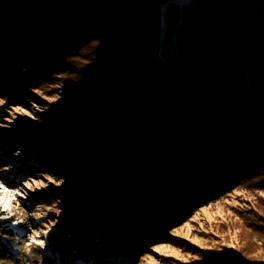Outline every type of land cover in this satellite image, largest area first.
Here are the masks:
<instances>
[{
	"label": "trees",
	"instance_id": "1",
	"mask_svg": "<svg viewBox=\"0 0 264 264\" xmlns=\"http://www.w3.org/2000/svg\"><path fill=\"white\" fill-rule=\"evenodd\" d=\"M173 1L0 0V51L3 45L8 47L10 59L6 73H17L20 77L19 80H8L1 91L9 94L8 101L15 103L20 97L26 100L32 87L40 89L59 70L56 67L61 54L66 55L76 47H86L83 55L92 61L88 63H98L109 71L107 77L98 80L100 86L90 91L82 88V91L88 94L100 93L102 89L107 91L104 99L113 107L136 100L151 101L147 116L139 124L138 134L130 130L131 125L138 123L133 115H124L114 134L108 132L118 154L109 159L107 171H121L120 159L125 161L134 150L139 183L142 189H147L148 184L156 191L153 199L159 201L150 205L159 208L162 216L144 212L139 217L137 213L122 211L116 204V217L112 219V203L85 197L72 205V212L78 211L79 217L84 216L82 211L87 215L88 229L99 230L100 242L106 246L113 239L118 245L128 242L131 251L137 254L152 240L156 243L165 241V230L173 227L172 221L168 222V227L163 224L165 215L171 214L172 218L177 216L176 219L183 221L197 203L206 201L211 195L214 198L226 193L239 181L250 189L264 190V44L255 11L256 8L264 10V0H193L183 6ZM166 4L168 23L161 40L160 14ZM69 6L72 9L69 10ZM67 24L68 27L61 28ZM34 30L44 36L39 40L34 37L37 40L31 44ZM9 35L12 40L8 39ZM42 44H46L49 54L39 53L38 47ZM25 65H29L30 72L22 78L23 71L19 72V69ZM89 75L94 78L93 74ZM209 78H217L222 83L230 81L226 85L228 102L220 100L219 104L209 100L201 89L204 87L202 80ZM16 81L19 85H14ZM141 105L142 110L147 108L145 104ZM227 107H231V112L235 110L237 115L229 113ZM40 128L30 130L21 139L34 143L41 140L42 134L47 143L57 137L52 135L51 126L45 127L44 131ZM86 128L79 125L76 130L82 133ZM108 129L106 126L100 128L105 135ZM159 137L167 141L163 159L148 172L147 168L139 170L142 164L148 167L153 163ZM64 144L66 150L62 149ZM54 147L66 155V174L72 171L77 175L84 173V169H91L89 162L94 159L91 153L87 154L89 147L79 158L74 156L75 147L65 141L57 142ZM226 164L230 165L228 172L224 167ZM85 179L96 186L100 183L95 172ZM127 189L135 199L142 198V194L128 184L117 189L118 203ZM94 190L93 194L99 198L100 192ZM59 203L56 202V206ZM68 209L67 206L66 211ZM259 220L261 218L253 214L249 223ZM70 221L72 223V219ZM11 222V219H0L1 247L5 240L16 237L9 226ZM151 222L159 227L150 226ZM87 228L78 233L80 238H86L81 241V247L91 242V237L86 235ZM256 228L264 234L263 222ZM135 229L137 232L132 234ZM81 247L66 243L56 246L66 254H79L75 257H81ZM32 249L40 252L38 246ZM39 256L42 259L39 264H54L53 257L43 252ZM205 264H264V258L252 260L240 253L224 254L212 256Z\"/></svg>",
	"mask_w": 264,
	"mask_h": 264
},
{
	"label": "rangeland",
	"instance_id": "2",
	"mask_svg": "<svg viewBox=\"0 0 264 264\" xmlns=\"http://www.w3.org/2000/svg\"><path fill=\"white\" fill-rule=\"evenodd\" d=\"M191 1L193 0H174L172 3L183 6ZM167 5L163 6L160 14L161 40L165 36L168 23ZM68 9H72V6ZM255 11L264 44V10L256 8ZM68 26L67 24L61 28ZM73 28L77 31V28L74 26ZM177 30L176 27L175 36ZM42 36H44L42 33L34 30L29 42L35 43ZM8 39L12 40V35H9ZM85 49L86 47H76L66 55L61 54L56 75L50 76L40 89L32 87L25 101L20 97V101L15 103L8 101L6 97H9V94L5 95L1 91L6 88L5 84L8 80H19L20 77L17 73H6L10 59L8 47L3 45L0 51V101H3L0 103V219H11L13 222L9 226L16 234L14 239L3 242L4 247L0 244L2 249L0 264H39L42 260L39 256L40 252L53 257L54 264H205L212 256L236 253L248 259L262 260L264 234L260 233L256 226L264 223V190L250 189L240 181L226 193L214 198L211 195L206 201L197 203L183 221L176 219L177 216L172 218L171 214L165 215L163 224L168 227V222L172 221L173 225L165 230V241L156 243L152 240V243L144 245L140 254L131 251L128 242L118 245L116 239L106 246L104 242H100L99 230L86 227L89 224V221L86 222L87 215L82 211L84 216L79 217L78 211L72 212V205H76L85 197L93 201L101 200L109 205L112 203L113 209L110 211L112 219L116 217V204H119L122 211L129 214L137 213L139 217L144 212L162 216L159 208L156 209V206L152 208L150 205L159 201L153 199L156 191L148 184H146L147 189L143 188V190L139 183L134 150L129 153L125 161L120 159L121 171H107L109 159L117 157L118 154L111 138L108 137V132L114 134L122 123L124 115H133L138 123L131 125L130 130L138 134L139 124L147 116L151 101L136 100L125 106L113 107L104 99L107 91L102 89L100 93L93 94L82 91V88L90 91L100 86L98 80L109 75L107 67H102L98 63H88L92 61L83 55ZM38 51L40 54L43 52L49 54L46 44L39 45ZM78 52L81 54L78 55ZM27 66L29 65L19 69V72L23 71V75H20L22 78L30 72ZM89 74H93L94 78H89ZM3 76L9 79H4ZM216 79L202 80L204 85L202 91L212 102L217 101L219 104L220 100L228 102L226 85H229L230 81L226 80L222 83ZM29 97L33 98L29 99ZM36 98L43 100L44 103L36 101ZM142 103L147 106L145 110L141 109ZM229 113L237 115L235 110L231 112V108ZM154 119L156 120L155 117ZM100 124L110 128L106 135L100 130L102 127ZM49 125L53 128L52 135L57 136L54 139L46 136L48 139L52 138V141L47 143L43 141L46 139H42L44 138L42 134L41 140L34 143L21 139L30 130L38 131V127H42L40 130H43L45 127H50ZM79 125L88 128L81 133L76 130ZM19 140L27 143L23 145ZM59 141H65L70 147H75L73 151L75 158L83 157L89 147L87 154L91 153L90 156L94 159L89 162L91 169H84V173L79 172L75 175L71 171L72 167L68 169L71 172L66 174L64 170L66 155L60 154L61 152L54 147ZM99 142L101 145L98 144ZM81 143L83 144L80 145ZM166 147V139L159 137L153 163L148 167L147 164H142L139 170L144 171L147 168L146 172H148L149 168L159 165L167 152ZM66 148L67 145L64 144L62 149L66 150ZM203 161L199 163L202 164ZM224 167L227 172L230 171L229 164ZM93 172L100 178L97 186L85 179ZM225 180L229 182L228 177H225ZM128 184L133 190L142 194V198L135 199L127 189L124 191L122 201L118 203L117 189L120 186L124 188ZM94 188L100 192L99 198L93 194ZM73 197L74 201L70 200ZM60 198L64 200L60 201ZM56 202L60 203L56 206ZM140 203L146 205L142 206ZM246 210L248 214L245 213ZM89 212L92 214L91 211ZM253 214L258 215L261 220L249 223ZM66 221L69 224H66ZM149 225L159 227L153 222ZM84 227L87 228L86 235L91 237V242L88 241L89 246L81 247V241L86 238L84 236L80 238L78 233H81ZM111 230L117 232L116 229ZM136 232L135 229L132 234ZM109 239L111 237H108ZM58 243L78 244L83 253L81 257H75L79 254H66L57 250ZM36 246L39 247L40 252L32 249Z\"/></svg>",
	"mask_w": 264,
	"mask_h": 264
},
{
	"label": "bare ground",
	"instance_id": "3",
	"mask_svg": "<svg viewBox=\"0 0 264 264\" xmlns=\"http://www.w3.org/2000/svg\"><path fill=\"white\" fill-rule=\"evenodd\" d=\"M231 107H227V109L229 110Z\"/></svg>",
	"mask_w": 264,
	"mask_h": 264
},
{
	"label": "snow or ice",
	"instance_id": "4",
	"mask_svg": "<svg viewBox=\"0 0 264 264\" xmlns=\"http://www.w3.org/2000/svg\"><path fill=\"white\" fill-rule=\"evenodd\" d=\"M0 103H3V101H0ZM19 110V109H18Z\"/></svg>",
	"mask_w": 264,
	"mask_h": 264
}]
</instances>
